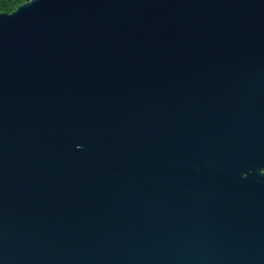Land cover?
<instances>
[{"label": "water", "instance_id": "obj_1", "mask_svg": "<svg viewBox=\"0 0 264 264\" xmlns=\"http://www.w3.org/2000/svg\"><path fill=\"white\" fill-rule=\"evenodd\" d=\"M0 264H264V0L0 12Z\"/></svg>", "mask_w": 264, "mask_h": 264}, {"label": "trees", "instance_id": "obj_2", "mask_svg": "<svg viewBox=\"0 0 264 264\" xmlns=\"http://www.w3.org/2000/svg\"><path fill=\"white\" fill-rule=\"evenodd\" d=\"M28 1L30 0H0V12L11 13L19 5Z\"/></svg>", "mask_w": 264, "mask_h": 264}]
</instances>
